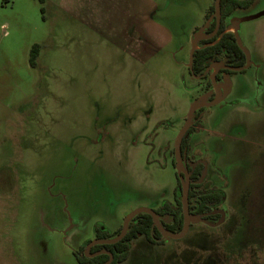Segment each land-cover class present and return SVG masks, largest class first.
<instances>
[{"label":"rangeland","instance_id":"obj_1","mask_svg":"<svg viewBox=\"0 0 264 264\" xmlns=\"http://www.w3.org/2000/svg\"><path fill=\"white\" fill-rule=\"evenodd\" d=\"M213 2L0 0V264H79L99 223L114 234L132 209L173 201L175 137L190 104L213 97L208 73L188 69ZM233 22L251 62L194 111L183 155L185 168L204 164L196 191H223L220 217L159 244L134 239L124 264L264 254V0Z\"/></svg>","mask_w":264,"mask_h":264},{"label":"trees","instance_id":"obj_2","mask_svg":"<svg viewBox=\"0 0 264 264\" xmlns=\"http://www.w3.org/2000/svg\"><path fill=\"white\" fill-rule=\"evenodd\" d=\"M42 2V0H40ZM253 0H220V28L219 32L225 29L226 20L234 15V13L246 9L250 6ZM41 13L44 12V7L40 6ZM214 7L213 3L209 5L207 12L205 13V19L207 20L213 15ZM214 18V17H213ZM215 21L212 20L207 27V33H209ZM215 37L209 40H203L200 43V47L195 49L193 53L192 72L194 74H201L206 68L207 64L212 60H220L226 58V62L229 66L234 68H241L246 61V55L241 46L239 45L235 35L227 31L225 32L218 42L210 45L203 46L205 42L214 40ZM44 45L42 43H33L29 50L28 61L31 66H36V60L41 48ZM243 70V69H241ZM232 73L235 71H231ZM191 73V72H190ZM209 85V81L207 83ZM195 122L191 124L181 142V153L185 147H187L186 137L195 128ZM190 174L189 185V211L192 214H207V218L217 219L220 217V213H212V211L219 207L224 199V193L222 190H201L196 191V188L200 186L201 182L198 179L203 171V164L197 163L194 166H188ZM176 174V185L173 189V201L165 200L159 207L153 208L158 215H168L170 220L165 221L160 219L161 225L171 231L178 232L183 224V216L181 210V183ZM98 225V224H97ZM103 225L100 224L95 228L96 238H111L118 233H109L105 229L102 230ZM142 237L146 242L150 244H159L164 241V237L158 231L153 224L152 218L148 213L141 212L136 214L128 224V230L126 234L119 241L111 244H96L90 249V252H96L101 249H106L112 253L113 259L111 264H124L127 262L130 256L131 244L134 239ZM83 246L74 251L75 258L80 264H102L105 262L109 255L107 253H100L92 257H87L82 253ZM231 264H264V254H253L251 251H242L239 255L232 257ZM205 264V263H204Z\"/></svg>","mask_w":264,"mask_h":264},{"label":"water","instance_id":"obj_3","mask_svg":"<svg viewBox=\"0 0 264 264\" xmlns=\"http://www.w3.org/2000/svg\"><path fill=\"white\" fill-rule=\"evenodd\" d=\"M213 7H214L213 16L216 20V26H215L214 31L210 34L205 35L202 33L203 29L200 28L198 31H196L194 33V36L191 40V49L189 52V62H188V68L190 69L191 72H192L193 53H194L195 49L198 48L197 44L202 39L210 38L219 28V25H220V0H214ZM238 24H239V22H233L232 23V25L235 27V30L233 31V33H234L235 37L237 38L239 45L241 46V48L245 52L244 46L242 45L241 41L238 38V34H237ZM245 55H246V63L249 64L251 62L250 57L246 53H245ZM246 66L247 65H244L243 67L238 68V69L245 68ZM193 76H196V75L193 74ZM210 78H211V81H212V84H213V87L215 90V94H214L213 99H211L210 101H206L205 99H206L208 94H205V95L201 96L198 100H196L190 104L189 109H188L187 114H186V118L184 120V123L181 126L180 130L178 131V133L175 137L174 143H173L174 158H175V163H176V173H177V176H178L180 183H181V210H182V216H183V224H182L181 229L178 232H171V231L165 229L161 225L160 219L166 220L168 218V215H165V216L158 215L155 212V210L151 207L138 206V207L132 209L131 211H129L124 216L121 229L117 235H115L114 237H111V238H101V239L96 238V239L90 240L85 245V247L83 249V252L86 256L90 257V256H94V255H97L100 253H107L109 255V259L102 264H109L113 258L112 253L106 249H101V250H98L94 253H90L91 246H93L95 244H111V243H115V242L119 241L126 234V232L128 230L129 221L138 213H141V212L148 213L152 218L153 224L156 226V228L161 233V235L164 238H172V239H177V238L183 237L186 234V232L188 231V228L190 226V222H192L194 220H198L200 215L203 216L202 214H192L189 211V196H188V194H189V185H190V174H189L188 169L185 168L183 165V157L181 154V142H182V139H183L184 135L186 134L187 130L189 129V127L192 124V118H193L194 111L196 109L201 108V107H206V106H211V105L217 104L226 95V92L230 86V80H229L228 76H225L224 82L222 84H220L221 88L223 89L222 93L220 92L219 85H217L215 83L214 74L210 75ZM212 213H215V211H212Z\"/></svg>","mask_w":264,"mask_h":264},{"label":"flooded vegetation","instance_id":"obj_4","mask_svg":"<svg viewBox=\"0 0 264 264\" xmlns=\"http://www.w3.org/2000/svg\"><path fill=\"white\" fill-rule=\"evenodd\" d=\"M214 13V12H213ZM205 17V16H204ZM214 16L212 15V16H210L207 20L206 19H204V22H203V24L205 25L206 23H208V25H207V27L210 25V23H211V21L212 20H214L215 21V24H214V26H213V28H212V30L209 32V33H207V32H205L204 34L206 35V34H210V33H212L213 31H214V29H215V26H216V20H215V18H213ZM209 21V22H208ZM202 24V25H203ZM219 28H220V25H219ZM219 28H218V30L210 37V38H207V39H202L201 41H199V47H200V43L203 41V40H209V39H211V38H213V37H215V39L214 40H211V41H207V42H205L206 44H204L203 46H206V45H210V44H214V43H216V42H218L219 41V39L221 38V36L225 33V32H227V31H230V32H232L233 33V31L235 30V27L232 25V24H230V25H227L226 23H225V29L222 31V32H219ZM206 31H207V28H206ZM234 34V33H233ZM197 47H198V45H197ZM198 47V48H199ZM227 60H226V58L224 57V58H222V59H220V60H212V61H210L208 64H207V66H206V68L204 69V71L201 73V74H195L196 76L195 77H203L205 74H207L208 73V75H207V77H208V80H207V83H208V81H209V85L208 86H210V87H212L213 88V97H214V94H215V90H214V87H213V84H212V81H211V78H210V75H212V74H214V79H215V83L217 84V85H219V87H220V92L222 93V91H223V89L221 88V86H220V84H222L223 82H224V77L225 76H228V78H229V80H230V75L231 74H233V73H236V72H238V71H244V68H242L243 70H241V69H238V68H234V67H231V66H229L228 64H227V62H226ZM215 63V64H214ZM245 64H246V61H245ZM244 64V65H245ZM189 69V68H188ZM231 71H235V72H231ZM191 71H190V69H189V73H190ZM191 75H193L194 73L193 72H191L190 73ZM226 74V75H225ZM221 80H223L222 82H220V83H217V82H219V81H221ZM230 89H231V80H230V86H229V88H228V90H227V94H229V92H230ZM208 90V89H207ZM227 94L224 96V97H226L227 96ZM213 97H212V99H213ZM223 99V98H222ZM196 122V121H195ZM194 123V122H193ZM187 149H188V147H185V149H184V151H183V155H184V153L187 151ZM173 153H174V151H173ZM182 154V153H181ZM183 155H182V157H183ZM196 164L197 163H202V162H195ZM203 164V163H202ZM192 167V166H191ZM187 169H188V166H187ZM203 169H204V164H203ZM203 172V171H202ZM201 175H202V173H201ZM201 177V176H200ZM200 179V178H199ZM198 179V180H199ZM199 182V181H198ZM163 216H165V215H163ZM163 220V219H162ZM170 220V218H169V216H168V218L165 220V221H169ZM99 224H101V223H99ZM122 226V225H121ZM104 227V226H103ZM104 228H102V230H103ZM120 229H121V227H120ZM120 231V230H119ZM119 231H118V233H119ZM117 233V234H118ZM117 234H115V235H117ZM114 235V236H115ZM113 236V237H114ZM93 239H96V237H95V235H94V238ZM99 239H101V238H99ZM90 240H92V239H88L87 241H86V244L90 241ZM85 244V245H86ZM96 245V244H95ZM85 247V246H84ZM92 247V246H91ZM84 249V248H83ZM83 249H82V253L84 254V252H83ZM91 249V248H90ZM90 253H92V252H90ZM94 253V252H93ZM85 255V254H84ZM86 256V255H85ZM87 257H89V256H87ZM90 257H92V256H90ZM109 259V258H108ZM107 259V260H108ZM113 259V258H112ZM106 260V261H107ZM111 262H112V260H111ZM111 262L109 263V264H111ZM79 263V262H78ZM104 263V262H103ZM80 264V263H79Z\"/></svg>","mask_w":264,"mask_h":264},{"label":"crops","instance_id":"obj_5","mask_svg":"<svg viewBox=\"0 0 264 264\" xmlns=\"http://www.w3.org/2000/svg\"><path fill=\"white\" fill-rule=\"evenodd\" d=\"M243 45V44H242ZM231 86H232V84H231Z\"/></svg>","mask_w":264,"mask_h":264}]
</instances>
